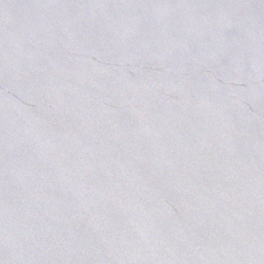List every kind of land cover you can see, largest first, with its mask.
Instances as JSON below:
<instances>
[{
	"label": "water",
	"instance_id": "obj_1",
	"mask_svg": "<svg viewBox=\"0 0 264 264\" xmlns=\"http://www.w3.org/2000/svg\"><path fill=\"white\" fill-rule=\"evenodd\" d=\"M0 264H264V0H0Z\"/></svg>",
	"mask_w": 264,
	"mask_h": 264
}]
</instances>
